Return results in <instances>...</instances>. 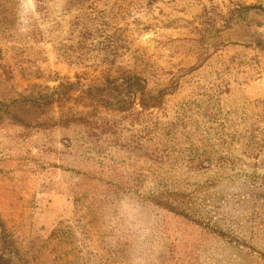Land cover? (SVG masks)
<instances>
[{
	"label": "rangeland",
	"instance_id": "374dc122",
	"mask_svg": "<svg viewBox=\"0 0 264 264\" xmlns=\"http://www.w3.org/2000/svg\"><path fill=\"white\" fill-rule=\"evenodd\" d=\"M0 264H264V0H0Z\"/></svg>",
	"mask_w": 264,
	"mask_h": 264
}]
</instances>
